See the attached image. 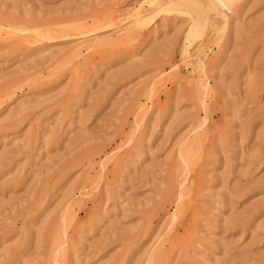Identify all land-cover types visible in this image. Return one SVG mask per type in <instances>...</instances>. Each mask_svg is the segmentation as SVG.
Wrapping results in <instances>:
<instances>
[{
    "label": "rangeland",
    "instance_id": "1",
    "mask_svg": "<svg viewBox=\"0 0 264 264\" xmlns=\"http://www.w3.org/2000/svg\"><path fill=\"white\" fill-rule=\"evenodd\" d=\"M231 9L0 0V264H264V0Z\"/></svg>",
    "mask_w": 264,
    "mask_h": 264
},
{
    "label": "bare ground",
    "instance_id": "2",
    "mask_svg": "<svg viewBox=\"0 0 264 264\" xmlns=\"http://www.w3.org/2000/svg\"><path fill=\"white\" fill-rule=\"evenodd\" d=\"M233 3H234V0H208V6L211 9V11L213 12V14H212L213 17L215 19H218L222 23H225L226 21L227 22L229 21V20H227V16L229 14H231V10H232L231 8L233 6ZM203 24H205V23H203ZM205 25H204V27H205ZM222 29H224V28H222ZM220 30H221V28H220ZM200 51H201V49H200Z\"/></svg>",
    "mask_w": 264,
    "mask_h": 264
}]
</instances>
